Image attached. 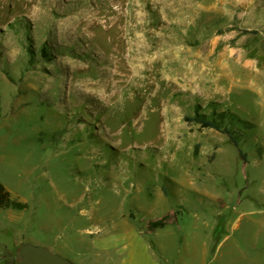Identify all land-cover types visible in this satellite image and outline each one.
Masks as SVG:
<instances>
[{"label":"rangeland","instance_id":"374dc122","mask_svg":"<svg viewBox=\"0 0 264 264\" xmlns=\"http://www.w3.org/2000/svg\"><path fill=\"white\" fill-rule=\"evenodd\" d=\"M208 1L0 0V255L264 264V30Z\"/></svg>","mask_w":264,"mask_h":264},{"label":"trees","instance_id":"16d2710c","mask_svg":"<svg viewBox=\"0 0 264 264\" xmlns=\"http://www.w3.org/2000/svg\"><path fill=\"white\" fill-rule=\"evenodd\" d=\"M244 33H258V31H248L243 30ZM260 62H264V56H261L259 58ZM229 116L227 112H222L220 114H214L212 116L206 115V114H199L196 113V115L192 118H189V120L194 121L198 124H200L204 128H210L215 129L217 131H220L226 135L229 136V138L232 140V142L235 144V146L238 148L240 155L243 158H246L245 154L243 153V150L239 143L234 138V133L231 129L224 126V121ZM26 207L25 204L21 202H17L12 198V194L10 191L7 190V188L0 183V209H17V210H23ZM168 216L164 217L163 219L156 220L151 222L150 228L152 230L164 228L168 225ZM13 264H20L19 256L18 258H14L12 260Z\"/></svg>","mask_w":264,"mask_h":264},{"label":"crops","instance_id":"0c3cea01","mask_svg":"<svg viewBox=\"0 0 264 264\" xmlns=\"http://www.w3.org/2000/svg\"><path fill=\"white\" fill-rule=\"evenodd\" d=\"M241 7L232 8L231 12L234 14L238 12L239 27L242 30L248 31H258L261 32L264 30V0H241ZM215 10V1H208L207 11L213 13ZM253 18V19H252ZM261 18V19H259ZM257 63V64H256ZM256 65L255 71L258 74V60L247 62L246 65ZM14 258L10 255L3 257L0 255V264H13L12 260Z\"/></svg>","mask_w":264,"mask_h":264},{"label":"water","instance_id":"95a60500","mask_svg":"<svg viewBox=\"0 0 264 264\" xmlns=\"http://www.w3.org/2000/svg\"><path fill=\"white\" fill-rule=\"evenodd\" d=\"M20 264H74L69 259L46 247L22 244L19 250Z\"/></svg>","mask_w":264,"mask_h":264}]
</instances>
